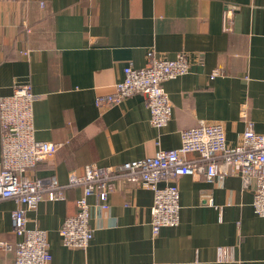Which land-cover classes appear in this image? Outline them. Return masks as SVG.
<instances>
[{"label": "crops", "instance_id": "crops-1", "mask_svg": "<svg viewBox=\"0 0 264 264\" xmlns=\"http://www.w3.org/2000/svg\"><path fill=\"white\" fill-rule=\"evenodd\" d=\"M179 52L191 69L164 83L173 104L166 126L151 124L141 93L106 101L127 64L143 67L151 55ZM25 82L38 95L36 138L62 143L55 159L29 174L55 173L66 183L70 171L89 164L112 166L179 147L181 131L201 120L222 122L235 145L247 128L264 133V0H0V100ZM1 131L0 124V169ZM176 181L180 222L158 234L154 192L122 180L108 209L89 197L93 237L86 248L65 246L60 234L81 187L40 202L28 212V226L48 231L49 264H264V216L236 170ZM15 207L13 199L0 200V264H15Z\"/></svg>", "mask_w": 264, "mask_h": 264}, {"label": "built area", "instance_id": "built-area-1", "mask_svg": "<svg viewBox=\"0 0 264 264\" xmlns=\"http://www.w3.org/2000/svg\"><path fill=\"white\" fill-rule=\"evenodd\" d=\"M230 12L225 14V22ZM225 28L229 26L225 24ZM191 61L184 52L174 58L151 55L143 67L129 63L124 78L113 84L114 93L107 102L123 100L141 93L150 110V122L166 126L173 115V104L164 83L187 74ZM215 75V74H213ZM38 98L30 83H16L13 92L0 100L1 169L0 200L13 199V228L18 236L15 264H49L52 260L48 231L38 225L28 226V212L43 200L64 198L67 188L81 187L77 209L60 228L67 247L86 248L92 237L90 196H97L102 209L110 207L109 195L119 180L131 182L154 192L151 207L152 230L158 234L164 226L180 222V189L177 179L186 174H205L208 180L237 171L246 188L252 187L255 211L264 216V133L247 128L241 142L230 145L222 122L201 120L181 131V145L160 148L154 154L112 166L89 164L85 171L72 170L66 183L58 176L27 173L42 161H51L62 146L35 136L34 103ZM189 153L197 154L188 158ZM3 247L8 246L1 243ZM223 258V250L219 252Z\"/></svg>", "mask_w": 264, "mask_h": 264}]
</instances>
